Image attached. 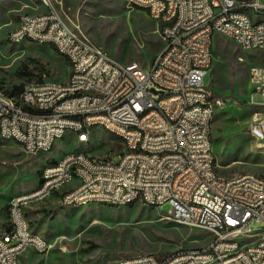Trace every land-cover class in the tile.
I'll list each match as a JSON object with an SVG mask.
<instances>
[{
    "label": "built area",
    "instance_id": "2783aa9c",
    "mask_svg": "<svg viewBox=\"0 0 264 264\" xmlns=\"http://www.w3.org/2000/svg\"><path fill=\"white\" fill-rule=\"evenodd\" d=\"M40 10L20 17L9 32L11 40L36 37L37 44L57 45V53L75 60V79L30 81L15 95H0L1 135H13V143L29 155L50 152L69 130L80 146L90 144V133L99 128L123 133L118 160L107 163L89 152L67 153L57 166L40 167L39 181L26 197L9 198L14 227L0 236V264H18L28 249L44 255L54 242L26 232V216L19 213L23 200L39 203L41 195L58 187L59 204H102L120 207L123 201L145 200V205L168 204L172 220L207 233V241L179 248L161 256L139 253L115 264H264V231L252 233L251 224H264V177H216L210 165L211 104L222 108L229 100L212 92L204 81L213 58L214 37L236 41L237 47L264 50V0H123L156 23L163 41L149 72L137 62L117 66L101 47L88 40L66 20L58 21L50 0H40ZM242 5L255 11V21L241 13ZM178 12V20L159 27V18ZM263 66V65H262ZM264 75V66H263ZM252 107L247 131L256 146H264V83L256 84L252 65L247 69ZM253 94L260 97L253 99ZM153 104L151 114L143 113ZM43 108V115H36ZM70 111L80 119H70ZM106 156V155H104ZM80 171L82 184L64 191V183ZM220 215L228 223H220ZM237 249V257H229Z\"/></svg>",
    "mask_w": 264,
    "mask_h": 264
},
{
    "label": "rangeland",
    "instance_id": "374dc122",
    "mask_svg": "<svg viewBox=\"0 0 264 264\" xmlns=\"http://www.w3.org/2000/svg\"><path fill=\"white\" fill-rule=\"evenodd\" d=\"M50 2L64 21L117 61L150 65L163 47L157 25L123 0ZM40 4V0H0V89L8 94L15 95L16 87L26 82L63 81L69 76V62L53 46L28 40L7 41V32L18 23L19 15L39 11ZM252 64L264 66V50L242 51L231 41L215 37L212 65L204 81H210L220 93L242 100L250 87L247 69ZM236 104L239 107L234 108L228 102L224 110L233 127H244L249 117L248 108L243 103ZM220 111L218 104H214L213 117ZM230 124L228 120L219 121L213 128L217 139L214 136L212 149L219 165L218 174L229 177L253 173L264 177V146L258 149L247 131H235ZM89 138L90 144L80 146L75 137L67 133L55 142L50 152L42 155H29L19 145L0 139V226L6 224L9 198L36 187L43 160L56 159L76 149H83L94 157H107L122 150L119 140L99 128L94 129ZM228 144L232 150L227 149ZM112 159L117 161L118 156L113 155ZM226 164L228 166L224 167ZM50 205L51 202L32 204L26 208V217L32 232L54 242L49 258L52 264H115L139 253L161 256L207 241L206 232L165 218L169 214L168 204L160 207L141 203L120 207L59 205L48 210L46 207ZM263 231L262 222L251 224V233Z\"/></svg>",
    "mask_w": 264,
    "mask_h": 264
},
{
    "label": "bare ground",
    "instance_id": "6f19581e",
    "mask_svg": "<svg viewBox=\"0 0 264 264\" xmlns=\"http://www.w3.org/2000/svg\"><path fill=\"white\" fill-rule=\"evenodd\" d=\"M130 5V4H128ZM51 8H55L51 6ZM241 13L243 14V17L245 19H248V21H255V11L252 9L250 5H242L241 6ZM27 13H23L19 15L18 18V24H20V17H25ZM57 18L58 21H64L61 13L57 11ZM178 20V12H169L166 16H162L159 18V27H167L170 26L171 24H174V22ZM16 25V26H17ZM12 28L9 32L13 31ZM8 32V33H9ZM7 41L9 43H17L23 40H28V41H33L36 42V37L34 36H21V40H11V37H9V34L6 36ZM233 41V40H232ZM236 43V41H233ZM55 48L57 51V45H51ZM63 57L67 59V61L70 64V73L67 79H75L76 76V69H75V60L71 59L70 54H63ZM207 58H212V53L211 50H207ZM129 64V63H128ZM127 64H122L117 62V66H126ZM253 69V77H255V83L256 84H263L264 83V75H263V69L260 67H252ZM158 71V64H152L149 66V72H156ZM0 95H10L0 89ZM261 99H264V92H261ZM213 105L211 104V112H213ZM153 111V104H145L143 106V113L144 114H151ZM36 115H43V108H36ZM70 119H80V112L78 111H70ZM104 132L114 136L117 140L123 141V133H118L117 131H110L109 129H102ZM69 133V130H61V138H64L66 134ZM251 137H253V133L249 132ZM1 140L3 141H12L13 142V135H1ZM70 153H79L80 150L76 149L73 151H69ZM67 152V153H69ZM67 153L62 154L60 157H64ZM210 155H214L212 151V146H210ZM100 163H107V157H100ZM50 166H57V160L49 162L44 165V167H50ZM210 172H215L216 177H222L218 172L216 171V165H210ZM245 174H237V176H244ZM255 175V174H251ZM232 176H235L232 175ZM82 184V175L80 171H72V179L70 181H66L64 183V191H76L77 188ZM58 191V187H50V194H44L41 195L40 197V202L48 198L50 195H52L54 192ZM28 193L24 194H18L14 195L11 198H19V197H26ZM135 203V201H123L122 206H127ZM138 203L144 204L145 205V200H138ZM30 205H32V200H23L22 206H19V213L21 215H25V210L28 208ZM68 207H79V204H69L66 205ZM149 207H160V206H154V205H147ZM7 214H9V203H7ZM174 222H177L181 224V218H173ZM220 223H228V216L227 215H220ZM15 226V219L13 216H8V226L7 227H14ZM7 232V228L3 230L0 234V236L5 235ZM26 232L28 235H37L38 238H43L40 235L32 232L30 230L28 221L26 220ZM251 238L252 239V233L251 232H244V239ZM150 255H153L150 253ZM229 257H237V249H229ZM116 263H124V259L118 260Z\"/></svg>",
    "mask_w": 264,
    "mask_h": 264
},
{
    "label": "crops",
    "instance_id": "0c3cea01",
    "mask_svg": "<svg viewBox=\"0 0 264 264\" xmlns=\"http://www.w3.org/2000/svg\"><path fill=\"white\" fill-rule=\"evenodd\" d=\"M141 11V10H140ZM143 12V11H142ZM146 16H147V14L145 13V12H143ZM148 17V16H147ZM149 18V17H148ZM150 19V18H149ZM151 20V19H150ZM17 21H18V19H17ZM152 21V20H151ZM154 22V21H153ZM155 23V22H154ZM156 24V23H155ZM17 25V22H16V24H15V26ZM14 26V27H15ZM13 27V28H14ZM11 30V29H10ZM9 30V31H10ZM8 31V32H9ZM7 32V33H8ZM7 36V35H6ZM216 37H218V36H216ZM229 41H231L232 43H234V44H236L235 42H233L232 40H229ZM214 45H215V37H214V42H213V47H214ZM213 47H212V50H211V53H212V58H213ZM239 48V47H238ZM239 49H241V48H239ZM242 51H244V49H241ZM154 59V58H153ZM153 61V60H152ZM117 62H119V63H122V64H128L129 62H131V61H128V62H121V61H117ZM132 62H136V61H132ZM138 63V62H137ZM141 65V64H140ZM151 65V64H150ZM149 64H147V65H142L143 67H149L150 66ZM212 65V64H211ZM257 66H260V67H263L262 65H258V64H252V67H257ZM210 69H211V67H210ZM263 69V68H262ZM208 85H209V87L211 88V90H212V92L213 93H215V94H218V95H221V96H224V97H227L229 100L226 102V104L222 107V108H220V112L218 113V116L217 117H212V122H211V131H210V136H211V144H212V147H213V145H214V142H213V139H214V136H215V139H217V137H216V133L214 132V130H213V128H214V126H216L215 124H217V122H219V121H222V122H224V120H228V124H230V118H229V114H228V112H225V110H224V108H225V106L227 105V103L228 102H231L233 105H234V108H237V107H239L236 103L237 102H240V103H243V106L244 107H246V108H248V112H249V117H248V119L246 120V123H245V126L244 127H233L231 124H230V126L232 127V128H234V129H236L235 131H247V127H248V124H249V121H250V114H251V111H252V107L251 106H249L248 105V100H249V97H250V93H251V85H250V87L248 88V93H247V95H246V97L244 98V99H242V100H240V99H238V98H236L237 96H235V95H224V94H222V93H220L219 91H217L218 89H217V87L214 89L213 87H212V85H211V83H210V81H208V82H206ZM253 99L254 100H256V101H259L260 100V97L258 96V95H256V94H253ZM213 110H214V105H213ZM219 117V119L217 120V118ZM247 133L249 134V132L247 131ZM235 135V134H234ZM234 135H232L231 137H233ZM249 136L251 137V135L249 134ZM251 139H253V137H251ZM10 142H12V141H10ZM255 143V142H254ZM255 145H256V143H255ZM215 149H217V147H216V145H215ZM227 149L228 150H232L233 148H231L230 146H229V144H228V147H227ZM212 151H213V154H214V150L212 149ZM40 155H42V154H40ZM215 155V154H214ZM61 156V154L58 156V157H60ZM215 158H216V156H215ZM55 160H57V159H46V160H43L42 161V164H41V166L42 167H44V165L45 164H47V163H49V162H52V161H55ZM49 161V162H48ZM216 164H217V161H216ZM40 166V167H41ZM228 166V164H226V165H224V167H227ZM40 167H39V169H40ZM218 167H219V165L217 164L216 165V171H217V169H218ZM253 174V173H252ZM38 181H39V174H38V176H37V183H38ZM43 203H47V202H51V205L50 206H47L46 208L48 209V210H52V209H54V208H56L57 206H59L60 204H59V194H58V191H56V192H54L52 195H50L48 198H46L45 200H43L42 201ZM25 216H26V210H25ZM26 219H27V217H26ZM27 221H28V219H27ZM5 222H6V224H5V226H3V227H1L0 226V234H1V232L3 231V230H5L6 228H7V226H8V216H7V211H6V217H5ZM28 224H29V221H28ZM30 227V226H29ZM37 233V232H36ZM39 234V233H38ZM40 235V234H39ZM43 237V236H42ZM44 238V237H43ZM50 256H51V251H49L48 253H46V254H44V255H40V254H37L36 252H34L33 250H31V249H28L27 251H25L21 256H20V258H19V261H18V264H52L51 262H50ZM113 264V263H112Z\"/></svg>",
    "mask_w": 264,
    "mask_h": 264
},
{
    "label": "trees",
    "instance_id": "16d2710c",
    "mask_svg": "<svg viewBox=\"0 0 264 264\" xmlns=\"http://www.w3.org/2000/svg\"><path fill=\"white\" fill-rule=\"evenodd\" d=\"M21 87H22V85H19V86L16 87V89H18V92L15 93V94H18L19 93V91L21 90ZM10 95H12V94H10Z\"/></svg>",
    "mask_w": 264,
    "mask_h": 264
}]
</instances>
